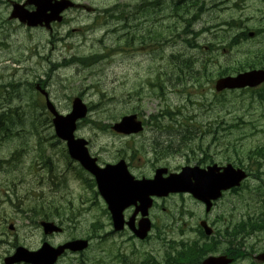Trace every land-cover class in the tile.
Wrapping results in <instances>:
<instances>
[{
	"label": "rangeland",
	"instance_id": "374dc122",
	"mask_svg": "<svg viewBox=\"0 0 264 264\" xmlns=\"http://www.w3.org/2000/svg\"><path fill=\"white\" fill-rule=\"evenodd\" d=\"M86 1H91L94 4L104 3L106 7H109L112 6L116 0ZM119 1L120 3L127 1L128 4L126 7H128L130 4L138 5L141 0ZM162 1L164 5L161 11L163 21L169 24L175 19L171 20L169 17L170 12H172L171 10H173V0ZM197 1H199L200 6L191 11L192 15H196L200 11V8H204L205 5V12L202 14L198 13L196 21L194 20L191 23L197 33L187 37L184 35V38L194 45L193 47H190L188 44L182 42L180 38H177L178 34L183 32L184 26L182 23L185 22L178 17L175 19V24L179 31H175L174 39L165 40L166 43L163 48L164 53H158L155 47L156 43L154 44L150 38H146L144 42L129 48L131 49L129 51L121 50L125 52L98 53L102 55V58L88 68L76 66L75 64H65L64 60L74 55H95L97 54L96 52H104L107 49L111 51L116 48L118 36L122 32V30H118L117 33L113 32L114 29H118L121 26L118 22L104 17L98 19L94 23L91 16L82 15L77 18V20H74L71 25H68V29L70 27L74 29L78 27L90 29L89 27L95 24L93 29L99 30L95 32L89 31L86 35H82L76 31V33L72 34V39L68 40V42L62 43L55 41L54 43H50L49 46L42 41L46 36L44 35V31H29L23 29L12 31L10 37H8V41L13 44V48L3 49L0 47V86L6 88L8 86L11 87L10 84H14V86L20 87V92L14 93L12 99L9 98L11 92H9L8 95H6V93L4 96L1 95L0 104H4L5 108L6 104L10 103L14 108L19 107V112L22 110L21 112L29 113L27 104L30 102L31 95H26L28 89H24L23 87L30 88V83L42 80L47 82L45 85H48L49 91H47L51 94V101L62 114H68L70 112L72 100L80 94L89 106H93V110L89 114L91 115L89 116L90 121L96 118L94 116L96 115L98 116V120L102 119L105 123L113 124L116 122L113 117L119 118L120 120L124 115L136 113L145 118L157 116L159 119V117L162 116L160 124L167 127L178 122L168 121L164 117L167 110L172 111V109L177 110L189 106L185 109V112L189 113V116L196 115L199 121H203L205 125H208L210 122L215 121L213 119H216V117H211L217 114L227 115L228 110H230L232 114L226 116L227 121L224 125V129L228 133L229 130H227L226 127L232 126V121L237 123V117L240 116L247 122L252 121L255 126L246 125L243 130L246 133L245 138L239 137L242 131H238L237 129L234 130L231 138L237 142V145H231L229 141L230 138L225 137L223 138L225 143L224 146L219 144L218 147H216L213 145L211 151L214 152L213 156L217 163H228L229 161L226 160L225 157L231 156L232 159H235L237 154L247 157L251 150L259 145H264L263 101L255 96V102H253L251 93H248L246 98L241 97L242 94L239 93H228L221 97V99L224 97L227 98L224 106H216L213 110H210L209 102L212 103L217 99L212 82H187L185 85L166 84L163 96L153 95L154 88L148 83L149 79H154L156 77L158 71L164 72L165 70L169 72L170 76L176 81L178 74L174 72L173 68L167 62L172 52H174L175 55H179L180 59H187V57H192L195 60L200 57L209 59V56H211L212 61H216L218 64H225L229 61L227 58L232 60L242 59L248 55V53L245 52L249 49H257L264 45V39L259 37L255 40L243 42L228 53L227 50L224 51V49L227 48L228 41L220 40L221 36L229 37L235 33V30H232L228 23L240 18H242L244 23L249 27H264V0ZM206 8L209 9V11L206 10ZM156 14H158V11L157 13L154 12L153 15ZM2 17L4 16L2 15ZM148 18L150 21L153 20V17ZM248 18L249 20L247 21ZM1 23L0 9V24ZM107 23L110 26L108 33L106 27ZM218 24L223 25L216 27ZM132 27L133 30L142 33H145L147 28H155L151 25H132ZM58 31L62 33L61 27L58 28ZM162 32L165 37H168V32L166 30H162ZM0 33L4 34V36L7 35V32L2 30H0ZM99 40H103V42L100 44ZM211 45L213 47H211ZM35 46L39 47L37 48ZM37 49L39 51H37ZM198 50L204 51L205 53H199ZM181 54L184 56H181ZM7 90L8 89H6L5 92ZM138 90L140 93H136ZM178 118H180L179 115ZM101 123L99 122V124ZM92 125L88 124L90 128ZM80 133L89 137V139L90 137L93 138L92 152L99 151V153H95L94 155H100L102 160L112 162V159L118 155L120 150L130 148L127 151L128 154L124 153V155L127 156L130 162L135 166L136 174H140V176H142L141 174L145 176L152 175L153 164L149 163V161L154 159V152L151 145L153 140L156 139V131L149 129V131H146L143 135L131 138L112 135L110 133L103 134L98 129L88 128L81 129ZM20 136H14L16 137L15 139L0 142V158L2 160L11 158L10 151L14 150L19 144L20 139L18 138ZM158 139L161 144L170 145L167 154L168 157L164 158L160 156L159 165L168 166L173 169V171H176L183 165H187V163L189 165H195V161L199 160L196 158L189 159L192 157V153L189 150H178V152H174L179 141L178 133L159 135ZM170 140L172 142L171 144ZM28 143L33 145L36 143V139H30ZM235 148H237V150ZM196 152L200 153L198 150H196ZM133 155L135 162L132 161ZM260 161L262 165L258 166L254 164L253 168H251L253 177L248 180L249 185L248 187H244L242 193H229L215 205L209 218L210 222L214 223L216 231L223 230L224 223L233 226L239 221L241 216L244 217L248 214H253L255 212L261 213L264 211V159H260ZM253 162H255V160H253ZM10 164L11 162H9L5 168ZM16 166L17 170L11 176H8L3 170H0V183L4 184L0 186V195L7 192L8 187H11L14 181L21 179V176L17 174L18 164ZM69 176L70 181L66 189L67 199L71 201L70 206H72V208L80 209V213H78V217L74 220L67 218L65 221V234L56 237L55 240H53L54 237L51 238L52 242L60 243V241L64 239L68 241L71 238H86L92 233L91 224L99 220L103 224V228L100 230L99 234L104 235V238L95 240L92 248L84 254L85 264H119L120 261L117 259L118 252L128 258L129 264H134L136 260L144 258L142 254H146L145 256L151 255L150 251L155 253V255H159L157 256L158 260L163 263L165 245L162 240L152 236L149 241L142 243L131 239L128 232L122 235L110 233L113 231V228L109 215L103 212L106 209V205L101 196L95 194L93 191L87 190L85 185L81 181L76 180L72 173H70ZM27 178L28 179L22 182V185L19 187L20 193L25 194L28 190L33 188L37 194L46 196L44 186H38L39 180L32 176H27ZM46 190H48V187ZM61 200L65 203L67 210L69 202H67V200L65 202L63 197H61ZM181 202L182 200L179 197L168 199L166 205L171 210L168 214L156 210V214L160 217L159 222L161 225L170 221L173 217L180 215L179 211L181 207L179 205ZM186 205L188 209H195V211L197 206H199L195 205L191 198L190 200L186 198ZM197 209L200 210V212L205 211V207L203 206ZM216 215H219V217H216ZM190 216L189 214L184 215L182 220L181 217H178L180 222L176 227H167L169 232H166L165 236L168 239L172 238L176 241L192 238L195 234L189 232L187 230L188 228L181 230L183 229L184 221L192 223ZM11 220L16 225V231L11 233L8 226H6L4 236L0 237V240L3 239L4 241L0 243V264H2L3 257L8 252L13 251V242L37 246L43 237L40 229L30 227L28 222L22 221L16 216L12 217ZM194 224L195 221L193 225ZM226 226L227 224H225V227ZM260 234L262 238L260 239V247L258 246L257 250L264 248V230L250 236L247 239V244L255 243V239H257ZM215 236L218 237V234ZM134 243H137V245H134ZM157 248H160V252L155 251ZM134 250L137 251L136 254H133ZM75 258L79 260L75 256H68L67 259L63 260L62 264H77ZM237 264L256 263L250 259H241Z\"/></svg>",
	"mask_w": 264,
	"mask_h": 264
},
{
	"label": "flooded vegetation",
	"instance_id": "af4514ba",
	"mask_svg": "<svg viewBox=\"0 0 264 264\" xmlns=\"http://www.w3.org/2000/svg\"><path fill=\"white\" fill-rule=\"evenodd\" d=\"M13 1L25 5L29 0H0V6L4 9L3 14L5 16V20L10 22V23H14V24H17V25L25 27V28L28 27L31 29H39L41 31L43 30V31L47 32L50 35H54V33L56 31L55 28L57 26L64 25L67 21V18L69 17V13H68L69 9H68V10H65L62 14L63 15L62 21L53 20L49 24H47L44 21L42 23L37 24V26H35V27H30V26H27L26 24L20 22V20L18 18H12L11 17L12 11H13V4H12ZM59 1L60 0H32L29 4L25 5L24 10H26V12L38 11L39 12L38 15H41L43 17H50V14L52 13L51 12V6L52 5L55 6ZM88 3L95 5L94 3L90 2V1H88ZM158 4H160V8L158 9V14L153 16V20H151L148 23V25L149 26L151 25V26H154L155 28H158V31L160 34V32L164 29V27L162 25L164 21H163V18L161 17V11H162L161 0L158 1ZM40 6H43L44 10H42V11L38 10V8ZM76 9L81 10V11L85 10L83 7L76 8ZM128 10L129 11L126 13V16H125V21L130 28L129 31L131 32L133 30V27H132L128 17H130V14L134 13V12H132V10L130 8ZM170 24L173 25L172 23H170ZM60 144H61V146L55 145V147H53L52 154L57 155L56 150H58V154L60 156L62 153L65 154V148L63 150H61V147H63L64 144L61 142H60ZM47 149H49V148H45V153H46ZM16 150L25 151L26 148L18 147V148H16ZM29 150H31V153H33L35 155L42 152V151L41 152L39 151V148H35V147L29 148ZM46 158L48 159L47 160V164H48L47 167L50 168L51 160L47 156H46ZM35 159H36V156H33L32 157V163L33 164L35 162ZM37 159H39V155H37ZM16 160H18V159H16ZM19 160H20L19 167H22V169L25 166L30 167L33 165L30 162V160H26L25 158H20ZM22 169H21V171H22ZM65 174H66L65 170H62V169L59 170V173H56V172L52 173L51 176L53 179V187L50 189V187L48 186V189H50L49 196L46 197L47 200L43 204L39 203L36 205L37 209L43 208L46 210L45 213H46L47 217H50V216L58 217V219L54 220L53 222H55L58 225H62V226H63L64 218L66 216V205L62 200H59V202L57 203L54 195L60 190L59 185H63V183L65 181ZM56 182H58L59 185L55 184ZM21 184H22V180L20 179V180H18V183L16 184V186L19 187ZM0 198H1L0 199V206H1V209H0V214H1V216H0V234H1V236H4V234H5L4 228L6 226H8V228H10L9 225L13 224L12 221L10 220V218H12L14 216L21 217L23 215H33L34 213L37 212L36 209H34L32 211H28L26 209H23V207L26 206L30 200L38 199L39 196H37V195L5 193V194H1ZM8 210H11V211H9L10 216L9 215L5 216L4 214L8 213ZM38 213H41V212H38ZM4 216H5V218H4ZM45 221H52V220H50L49 218H46ZM29 222H31V221H29ZM39 223H41V221H39ZM57 234H59V233H52V234H48V235L52 236V235H57ZM23 244L26 246V243H23ZM13 246H14V242L12 243V247ZM10 253H12V252L10 251L6 255H8ZM18 264H26V263H18Z\"/></svg>",
	"mask_w": 264,
	"mask_h": 264
},
{
	"label": "water",
	"instance_id": "95a60500",
	"mask_svg": "<svg viewBox=\"0 0 264 264\" xmlns=\"http://www.w3.org/2000/svg\"><path fill=\"white\" fill-rule=\"evenodd\" d=\"M242 81H243L242 77L237 78V79L223 78V79H220L218 81L217 89L221 90L225 87H234L235 85L242 84ZM86 112H87V107L84 104H82V101L80 98H76V100L74 102V111L71 114L72 120H70L69 118L66 117V119H63L65 121V126H64V124H61L59 126V123L57 126L58 131L63 135V137L67 138V140L69 141V147H70L73 154H77V151L79 150V147L76 145L77 144L76 142L83 143L84 141L83 140H79V141L74 140V138H73L74 125L72 124L71 121H74L78 116H82V115L86 114ZM134 118H135V116L125 118L123 123L121 125L117 126V129H119L123 132L138 131L139 126L137 123L133 122ZM82 155H84V152H83V154L81 153V156ZM81 159L86 165L89 164V160L87 157L83 156V157H81ZM211 172L215 174V169L211 168ZM185 174L186 173H184L183 176ZM212 176H215V175H212ZM244 177H245L244 174L231 169V166L229 165L228 167H226L223 174H217L216 175L217 181L215 184L212 182V183L206 185L205 191L206 190L208 191V195L210 197H217L220 190L227 189V188L232 187L235 184H238L240 182V180L243 179ZM209 185H210V187H209ZM107 187L108 186H106V184L101 183V188L103 191H105L107 189ZM163 188H165V187L162 186L161 189H163ZM194 190L196 192H198L199 195H202V196L204 195L202 188L196 187V188H194ZM86 244H87L86 241H76L74 243L73 248L74 249H82L86 246ZM46 250H48V249L45 248L44 251H46ZM44 251L42 253H40L36 259H30L31 255H32L30 253H26L23 258H24V260H27V261L30 260V261L37 262V263L52 262L53 257H48V253H46ZM19 254L16 255V257H14L11 261H7V263L9 264V263H12L15 261L22 260L19 256ZM260 257L264 258V255H262ZM224 263L225 262L223 261V258H214V257L209 258L205 262V264H224Z\"/></svg>",
	"mask_w": 264,
	"mask_h": 264
},
{
	"label": "trees",
	"instance_id": "16d2710c",
	"mask_svg": "<svg viewBox=\"0 0 264 264\" xmlns=\"http://www.w3.org/2000/svg\"><path fill=\"white\" fill-rule=\"evenodd\" d=\"M191 1H193V0H189L188 2H191ZM154 2H155V5H148L146 3H141L139 10L137 12L131 13L130 14V17H128L129 20H130L131 25H133V26H137V25H148V22L150 21V19L148 17L152 18L154 16L153 15L154 12L157 13L158 9L160 8V4H157L156 5L157 0H154ZM162 8H163V4H162ZM203 12H205V5H204V8L203 7L200 8V11L198 13H201L202 14ZM198 13L194 17V20L195 21L197 19L196 17L198 16ZM185 23L186 22L182 23V25L184 27H186V34H187V36L194 35V34L197 33L196 30H195V28H193V24H187V23L185 24ZM154 36H155L154 29H151V31H150L149 34L143 35L141 37H138L134 41L135 42H139L142 39L153 38ZM189 68L194 69L193 66H191ZM20 117L21 116L13 115L12 111L9 112V115H7V116L6 115L0 116V128L2 130H11L12 128L17 127L22 122L21 119H20ZM0 137H2V133H0ZM171 143L172 142L170 140V144ZM189 257H193V256H189ZM185 259H190V258H185Z\"/></svg>",
	"mask_w": 264,
	"mask_h": 264
},
{
	"label": "bare ground",
	"instance_id": "6f19581e",
	"mask_svg": "<svg viewBox=\"0 0 264 264\" xmlns=\"http://www.w3.org/2000/svg\"><path fill=\"white\" fill-rule=\"evenodd\" d=\"M158 1H159V0H157V2H156V5L158 4ZM206 10H208V11H209V9H207V8H206ZM0 138H1V137H0Z\"/></svg>",
	"mask_w": 264,
	"mask_h": 264
}]
</instances>
